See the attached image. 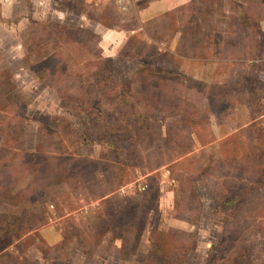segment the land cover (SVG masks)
<instances>
[{"label": "rangeland", "instance_id": "obj_1", "mask_svg": "<svg viewBox=\"0 0 264 264\" xmlns=\"http://www.w3.org/2000/svg\"><path fill=\"white\" fill-rule=\"evenodd\" d=\"M4 1L0 264H264V0Z\"/></svg>", "mask_w": 264, "mask_h": 264}, {"label": "crops", "instance_id": "obj_2", "mask_svg": "<svg viewBox=\"0 0 264 264\" xmlns=\"http://www.w3.org/2000/svg\"><path fill=\"white\" fill-rule=\"evenodd\" d=\"M4 1V0H3ZM14 0H5L3 2L4 8H7L11 5H13ZM160 1V0H159ZM190 0H162L160 2H149L145 7L140 9L137 13L138 18L140 17L142 22H144L147 19L154 18L156 16L164 15L168 13L169 11L173 10L177 7H182L184 5H187ZM60 238H55L53 242L58 241Z\"/></svg>", "mask_w": 264, "mask_h": 264}]
</instances>
